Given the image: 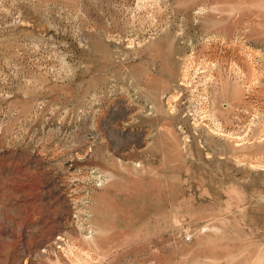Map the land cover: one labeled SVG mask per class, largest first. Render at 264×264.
<instances>
[{"label": "rangeland", "instance_id": "obj_1", "mask_svg": "<svg viewBox=\"0 0 264 264\" xmlns=\"http://www.w3.org/2000/svg\"><path fill=\"white\" fill-rule=\"evenodd\" d=\"M0 264H264V0H0Z\"/></svg>", "mask_w": 264, "mask_h": 264}]
</instances>
